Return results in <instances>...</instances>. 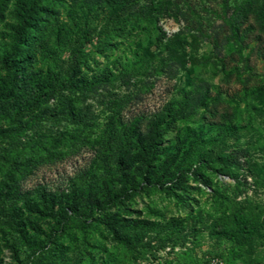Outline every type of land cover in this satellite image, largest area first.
Here are the masks:
<instances>
[{"label": "rangeland", "instance_id": "rangeland-1", "mask_svg": "<svg viewBox=\"0 0 264 264\" xmlns=\"http://www.w3.org/2000/svg\"><path fill=\"white\" fill-rule=\"evenodd\" d=\"M31 1L0 5V264H264V0H37L19 35Z\"/></svg>", "mask_w": 264, "mask_h": 264}, {"label": "trees", "instance_id": "trees-1", "mask_svg": "<svg viewBox=\"0 0 264 264\" xmlns=\"http://www.w3.org/2000/svg\"><path fill=\"white\" fill-rule=\"evenodd\" d=\"M9 0H0V5L2 6L3 4H6ZM98 1H104V4H107L108 7H114L119 3H123L125 0H91L90 5L93 6L94 4H96ZM139 0H131V2H138ZM37 3V0H32L26 8H24L21 13L19 14V24H20V29H19V35L21 33H23L24 29L27 26V23L29 21V19L31 18V16L34 13V8L35 5ZM160 38L158 39V42L161 41L162 37L165 36V32L160 28ZM6 64V70H7V82L5 85V88L2 92H0V98L7 95L8 93L11 92V90L13 89V87L16 85L17 83V72H18V61L16 59H12L9 62H5ZM198 98H195V101ZM108 146L110 151L113 153L115 152V142L113 140H111L110 142H108ZM154 147H156V145H154ZM237 220H240V222L242 223V225L244 227L247 226V223L245 222V220L243 218L240 219V217L236 218Z\"/></svg>", "mask_w": 264, "mask_h": 264}, {"label": "built area", "instance_id": "built-area-1", "mask_svg": "<svg viewBox=\"0 0 264 264\" xmlns=\"http://www.w3.org/2000/svg\"><path fill=\"white\" fill-rule=\"evenodd\" d=\"M211 264H221V262L219 261V259H214L212 260Z\"/></svg>", "mask_w": 264, "mask_h": 264}]
</instances>
